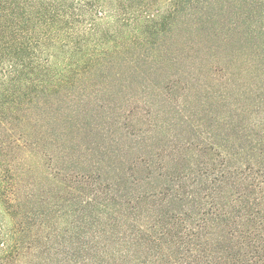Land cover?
I'll return each instance as SVG.
<instances>
[{"label":"trees","instance_id":"obj_1","mask_svg":"<svg viewBox=\"0 0 264 264\" xmlns=\"http://www.w3.org/2000/svg\"><path fill=\"white\" fill-rule=\"evenodd\" d=\"M0 264H264V0H0Z\"/></svg>","mask_w":264,"mask_h":264}]
</instances>
